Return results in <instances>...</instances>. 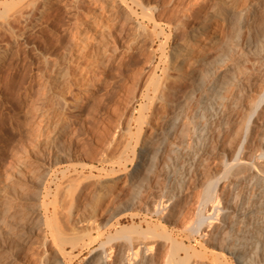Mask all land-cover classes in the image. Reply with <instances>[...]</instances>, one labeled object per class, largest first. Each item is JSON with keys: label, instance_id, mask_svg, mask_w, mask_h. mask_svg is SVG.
<instances>
[{"label": "bare ground", "instance_id": "6f19581e", "mask_svg": "<svg viewBox=\"0 0 264 264\" xmlns=\"http://www.w3.org/2000/svg\"><path fill=\"white\" fill-rule=\"evenodd\" d=\"M0 108V264H264V0H0Z\"/></svg>", "mask_w": 264, "mask_h": 264}, {"label": "rangeland", "instance_id": "374dc122", "mask_svg": "<svg viewBox=\"0 0 264 264\" xmlns=\"http://www.w3.org/2000/svg\"><path fill=\"white\" fill-rule=\"evenodd\" d=\"M14 79L12 78L13 82H12V85L10 87V89L12 88L13 90L12 89L9 90L7 87L6 89L8 92L6 90L4 91L5 93L7 92L8 94H10L11 96H9L8 94L6 95L4 93L5 95L3 94V98L10 97L9 99L11 100V102H14L13 104H9V106L13 105L12 107L10 106V109L14 107L13 109H11L12 111H10V112L16 118H22L23 112H25V110H26V99H24V98L21 99V98L26 97L27 88L26 89H24V88L29 86V83H27L29 81L26 78H22V77H15ZM17 79H19V80H17ZM14 82H15V84H14ZM22 82H23V84H22ZM24 82H25V84H24ZM13 84H14V86H13ZM20 86H22V88ZM20 88H21V90H20ZM129 88H130L129 85L128 86L127 85L122 86L120 88H110L109 87L108 90L106 91V94H104L103 101L101 102L102 106H100V109H96L95 112L93 113L94 115H92V118H90L89 124L87 125V129L85 131L86 133L84 132V134H83L82 131H79L78 129H77L78 130L77 131V130H75L76 129L75 128L74 129L75 134H72L71 143L70 144L68 143L69 146L72 144L70 146L71 148L65 144L67 146V147L65 146L67 149L65 148L64 151L70 150V152L69 151L68 152L66 151V152L71 153L73 151L78 152L79 150H81L78 153H80V154L82 153V155L83 154L86 155V153H88L90 151L91 152L98 151L99 146L104 142V140H106V138L110 134L112 135L113 130H115V129H113L115 124H116L115 120L124 116L123 105H122L123 102L121 103V99H124L126 97V95H128ZM15 89L17 90V92H14V91H16ZM9 91H11V92L9 93ZM34 91L35 90H33V92ZM24 93H25V95H24ZM16 94L18 96L21 95L22 97H18ZM16 100H18V101H16ZM18 104H20V105H18ZM16 105H18V106H16ZM19 110H21V111L19 112ZM0 120H1V113H0ZM0 126H2L1 122H0ZM16 136H18V137H16ZM19 136H20L19 131L14 130L13 133L11 132V137L12 138L14 137L12 140L14 141L15 138H18V140H19V142H17L18 144L16 143L17 139L14 142L12 141L11 146H13V143H14L15 144L14 147L16 148L17 145L20 147V145L23 144L24 139L22 137H19ZM103 138H105V139L103 140ZM100 142H102V143L100 144ZM14 147H11L12 151L14 150ZM17 149H18V147L16 148V150Z\"/></svg>", "mask_w": 264, "mask_h": 264}]
</instances>
